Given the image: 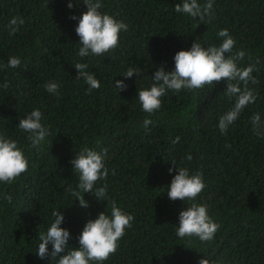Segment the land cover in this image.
I'll list each match as a JSON object with an SVG mask.
<instances>
[{
  "label": "trees",
  "instance_id": "1",
  "mask_svg": "<svg viewBox=\"0 0 264 264\" xmlns=\"http://www.w3.org/2000/svg\"><path fill=\"white\" fill-rule=\"evenodd\" d=\"M69 2L0 0V64L11 56L21 61L19 68L0 69V133L15 140L28 160L26 172L0 183V264H55L50 256L41 260L35 254L52 212L62 213L68 246L78 248L85 223L100 212L110 215L106 200L116 201L134 219L103 264H198L204 255L217 264H264V137L251 124L255 113L264 122V0H212L211 18L203 22L174 11L182 0H102L101 11L128 28L120 32L117 48L83 58L77 55L75 27L86 6L71 0L70 9ZM14 16L25 23L10 35ZM222 29L235 40L233 52H245L238 67L253 63L258 69L257 82L248 85L256 100L227 133L218 128L219 117L233 103L224 94L225 80L191 92L168 90L159 110L143 112L137 90L152 85L157 67L172 71L175 53L188 50L195 39L205 47L219 46ZM76 63L89 65L98 89L89 91L76 78ZM130 67L143 74L123 77ZM117 80L126 90L115 89ZM49 81L60 84L57 94L46 91ZM5 82L8 88L2 87ZM34 109L42 112L41 123L50 132L39 150L17 127ZM145 118L152 121L147 128ZM83 146L106 150L109 170L95 185L107 184L106 200L86 192L87 208L70 191L79 183L70 161ZM171 162L190 174L203 173L205 188L195 202L207 205L220 226L212 241L176 235L179 212L191 201L169 200L167 186L177 174Z\"/></svg>",
  "mask_w": 264,
  "mask_h": 264
},
{
  "label": "clouds",
  "instance_id": "2",
  "mask_svg": "<svg viewBox=\"0 0 264 264\" xmlns=\"http://www.w3.org/2000/svg\"><path fill=\"white\" fill-rule=\"evenodd\" d=\"M79 0H77V3ZM86 6L79 19L75 32L79 37V47L77 55L87 57L90 54L102 56L110 52L119 45V34L127 31L128 25L123 21L115 19L107 12H102L104 7L102 0H83ZM68 8L73 7V3H68ZM213 8L212 0H207L203 5L198 0H182L174 5L176 13H183L198 21H205L206 17L211 18ZM76 20V16L70 17ZM25 23L24 19L14 16L8 24L10 35H14L19 26ZM218 36L223 38L219 46H202L198 39H195L188 50H179L175 53L174 69L166 72L163 65L157 67L154 75L151 76L153 83L148 88L137 90L138 101L142 111L151 115L161 107V98L168 90L189 92L213 86L214 83L225 80L227 87L224 94L233 101L231 108L219 117L218 128L221 134H226L229 127L239 118L241 112L255 102L256 93L248 85L257 81L253 72L257 71L256 65L249 63L246 67H238V62L243 60L245 52L237 50L233 52L235 40L230 36L227 29L218 32ZM256 63H259L257 61ZM20 58L11 56L6 64H0V69L19 68ZM76 78L83 79L89 86V91L98 89L100 82L95 73L89 71L87 63H76L74 65ZM141 69L130 67L123 75L130 78L133 75L141 76ZM2 87L8 88L5 82ZM47 92L57 94L60 84L49 81L44 85ZM127 85L121 80L115 82V89L126 90ZM43 114L39 109H34L26 117L19 119L17 127L27 133V140L32 148L39 150V146L50 135L49 129L42 123ZM152 121L145 118L143 127L147 128ZM253 131L257 136L264 137V122L261 121L259 113L251 117ZM177 137L173 143L177 142ZM106 150L97 151L93 148L83 146L79 148L73 159L72 171L78 174L79 183L76 190H71L72 195L79 201V206L87 208L88 203L84 199V193L90 192L97 201L106 200L107 184L95 187L98 181L106 180L108 168L105 167L104 157ZM188 159H191L189 156ZM177 174L172 178L167 186V196L169 200L191 201L186 209L179 212L176 235L185 239L198 238L201 243L210 242L214 239L219 230L217 224L208 213L205 204L196 203L199 194L205 188L203 173L196 171L190 174L187 168H177L171 162ZM28 160L23 149L17 142L5 133H0V183H12L17 177L27 171ZM169 168V172L173 171ZM115 175V170L112 172ZM107 201L110 204V215L100 212L94 220H88L79 237L78 248L68 246L70 233L67 229L60 227L64 217L60 211H53L50 226L46 232L39 235V244L35 254L43 260L50 256L55 264H103L110 255L115 254L119 248V241L125 235V230L132 227L134 217L128 214L116 201ZM51 244L49 253L48 245ZM61 253H66L60 255ZM198 264H217L204 255Z\"/></svg>",
  "mask_w": 264,
  "mask_h": 264
}]
</instances>
